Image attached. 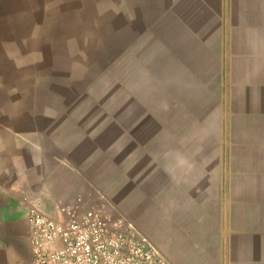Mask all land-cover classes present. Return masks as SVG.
Segmentation results:
<instances>
[{
  "label": "crops",
  "instance_id": "0c3cea01",
  "mask_svg": "<svg viewBox=\"0 0 264 264\" xmlns=\"http://www.w3.org/2000/svg\"><path fill=\"white\" fill-rule=\"evenodd\" d=\"M145 3L96 109L0 112V264H31L25 199L112 207L169 264H264V0Z\"/></svg>",
  "mask_w": 264,
  "mask_h": 264
},
{
  "label": "rangeland",
  "instance_id": "374dc122",
  "mask_svg": "<svg viewBox=\"0 0 264 264\" xmlns=\"http://www.w3.org/2000/svg\"><path fill=\"white\" fill-rule=\"evenodd\" d=\"M145 1L0 0V112L35 113L44 125L41 113L96 109L98 69L122 56L131 36L138 45L140 21L155 14Z\"/></svg>",
  "mask_w": 264,
  "mask_h": 264
},
{
  "label": "built area",
  "instance_id": "2783aa9c",
  "mask_svg": "<svg viewBox=\"0 0 264 264\" xmlns=\"http://www.w3.org/2000/svg\"><path fill=\"white\" fill-rule=\"evenodd\" d=\"M24 204L31 264H169L108 207L80 210L59 205L56 217L50 218L27 199Z\"/></svg>",
  "mask_w": 264,
  "mask_h": 264
}]
</instances>
